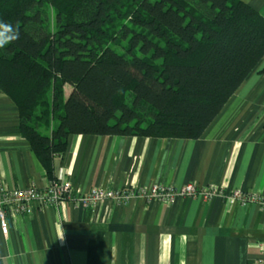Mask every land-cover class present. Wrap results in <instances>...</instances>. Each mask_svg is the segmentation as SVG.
Here are the masks:
<instances>
[{
  "label": "trees",
  "instance_id": "1",
  "mask_svg": "<svg viewBox=\"0 0 264 264\" xmlns=\"http://www.w3.org/2000/svg\"><path fill=\"white\" fill-rule=\"evenodd\" d=\"M0 21V90L49 180L72 134L199 138L264 57L243 0H0Z\"/></svg>",
  "mask_w": 264,
  "mask_h": 264
},
{
  "label": "crops",
  "instance_id": "2",
  "mask_svg": "<svg viewBox=\"0 0 264 264\" xmlns=\"http://www.w3.org/2000/svg\"><path fill=\"white\" fill-rule=\"evenodd\" d=\"M243 1L264 14V0ZM18 124L0 90V187H44L50 178ZM52 168L82 193L192 182L226 196L43 207L0 231V264H264V204L226 198L264 195V57L199 138L72 134Z\"/></svg>",
  "mask_w": 264,
  "mask_h": 264
},
{
  "label": "built area",
  "instance_id": "3",
  "mask_svg": "<svg viewBox=\"0 0 264 264\" xmlns=\"http://www.w3.org/2000/svg\"><path fill=\"white\" fill-rule=\"evenodd\" d=\"M226 196L223 190L214 185L197 186L189 182L180 187L172 184L156 183L146 188L122 187L105 189L95 187L86 193L75 188L71 181L51 179L44 187L29 185L13 189L0 187V231L6 235L10 222L20 215H31L43 207H58L64 202L90 209L96 205L111 201L115 204H125L131 200H156L170 203L176 198L200 197L206 201L212 197ZM239 204H264V195L261 192H244L233 189L226 197Z\"/></svg>",
  "mask_w": 264,
  "mask_h": 264
},
{
  "label": "clouds",
  "instance_id": "4",
  "mask_svg": "<svg viewBox=\"0 0 264 264\" xmlns=\"http://www.w3.org/2000/svg\"><path fill=\"white\" fill-rule=\"evenodd\" d=\"M19 37V31L13 25L0 21V48H3L6 43L14 41Z\"/></svg>",
  "mask_w": 264,
  "mask_h": 264
},
{
  "label": "rangeland",
  "instance_id": "5",
  "mask_svg": "<svg viewBox=\"0 0 264 264\" xmlns=\"http://www.w3.org/2000/svg\"><path fill=\"white\" fill-rule=\"evenodd\" d=\"M69 92H70V86L69 85H66L65 86V97L68 96Z\"/></svg>",
  "mask_w": 264,
  "mask_h": 264
}]
</instances>
